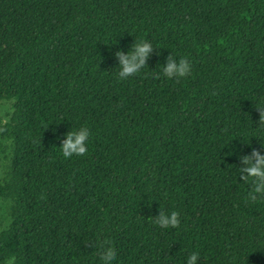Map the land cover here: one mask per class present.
Masks as SVG:
<instances>
[{"label": "trees", "instance_id": "16d2710c", "mask_svg": "<svg viewBox=\"0 0 264 264\" xmlns=\"http://www.w3.org/2000/svg\"><path fill=\"white\" fill-rule=\"evenodd\" d=\"M135 41L154 51L120 79ZM169 53L189 76L163 75ZM1 101L0 264H102L104 242L113 264H264V197L229 166L264 155V0H0Z\"/></svg>", "mask_w": 264, "mask_h": 264}, {"label": "clouds", "instance_id": "9594fccd", "mask_svg": "<svg viewBox=\"0 0 264 264\" xmlns=\"http://www.w3.org/2000/svg\"><path fill=\"white\" fill-rule=\"evenodd\" d=\"M153 51V46L148 41H135L127 54L122 50L117 51L115 58L119 61V78L127 79L145 68ZM162 70L163 75L168 79L184 78L191 74L192 65L187 57H181L177 60L169 53ZM159 78L160 76L157 75L156 79ZM255 109L259 113L258 126L264 128V107H255ZM89 136L90 131L86 126L81 127L78 131L70 130L67 132L61 142L62 147H60L63 157L69 159L74 155H86ZM261 147L264 148V144H261ZM239 159L243 167H237L236 165L229 166L238 168L239 179L244 184L248 183L250 179L252 180V189L247 199L254 203L257 201L258 196L264 197V155L259 150L253 148L249 155H242ZM158 211L159 214L155 218L149 217L148 219L154 220L155 224L160 228H178L180 226V214L178 212L172 211L168 214L160 209ZM106 244L107 242L101 243L99 245L100 250L96 254L99 256L102 264H113V261L116 260L117 252L114 247L110 245L106 246ZM198 258V253H191L187 259V264H197Z\"/></svg>", "mask_w": 264, "mask_h": 264}, {"label": "rangeland", "instance_id": "374dc122", "mask_svg": "<svg viewBox=\"0 0 264 264\" xmlns=\"http://www.w3.org/2000/svg\"><path fill=\"white\" fill-rule=\"evenodd\" d=\"M12 112V103L8 101L0 102V125L9 120V115ZM5 142L0 139V163L3 157L2 148L4 147ZM11 203L7 200L0 199V231L7 227L9 223V209ZM10 264V263H8Z\"/></svg>", "mask_w": 264, "mask_h": 264}]
</instances>
